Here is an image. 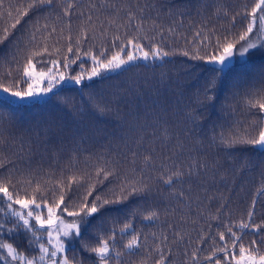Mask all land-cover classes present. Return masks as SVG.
Instances as JSON below:
<instances>
[{"label":"trees","instance_id":"16d2710c","mask_svg":"<svg viewBox=\"0 0 264 264\" xmlns=\"http://www.w3.org/2000/svg\"><path fill=\"white\" fill-rule=\"evenodd\" d=\"M30 2L0 0V35L9 30L8 40L0 45V81L5 86L22 75L32 52H43L45 47L48 52L34 57V63L58 59L62 64L64 57L75 59L79 52L81 58L67 70L72 76L91 70L85 52L106 49L110 56L121 41L132 37L140 38L145 50L156 44L172 54L162 60L136 61L92 81L85 78L81 85L63 84L53 90L58 95L44 98L47 103L5 109L12 121L0 123V182L10 177L22 197L23 190L31 192L39 183L51 203L58 199L62 181L70 209L83 200L90 184L95 189L89 202L97 195L119 196L122 187L141 189L123 202L106 205L81 227L82 238L72 241L66 253L76 264H98L87 248L112 234L115 241L109 242L125 253L119 257L122 264H156L161 254L165 264H214L215 259L225 264L219 251L213 260L205 259L222 243L218 233L225 232L231 252L227 226L239 234L238 224L247 221L253 201L252 222L264 225V154L251 145L229 147L221 140V134L243 136L245 130L256 135L254 122L264 114L249 109L247 101L264 89V56L252 57L243 67L237 64L242 75L223 79L210 72L205 61L181 53L191 52L205 35L210 38L205 43L214 44L217 36L231 38L238 33L245 24L243 9L252 0H53L51 5L28 9ZM68 4L72 7L65 15ZM18 15L20 23L13 29ZM115 36L121 40L114 48ZM69 45L72 53L67 52ZM214 75L215 88L210 85ZM92 102L109 110L101 115ZM98 168L112 175L98 177ZM177 171L182 176L174 177L171 185L161 179ZM152 213H156L153 219H145ZM64 219L74 218L64 214ZM125 224L131 227L121 233ZM133 234L141 246L129 252L123 246ZM253 239L264 252V227L258 233L246 230L242 242L249 245ZM0 241H14L26 254L35 249V245L28 248L23 236L4 231Z\"/></svg>","mask_w":264,"mask_h":264},{"label":"snow or ice","instance_id":"6c2138e0","mask_svg":"<svg viewBox=\"0 0 264 264\" xmlns=\"http://www.w3.org/2000/svg\"><path fill=\"white\" fill-rule=\"evenodd\" d=\"M52 3L53 0H31L27 8L31 9L36 6L51 5ZM71 7L72 4H68L65 7V15L69 14ZM243 14L245 18L244 27L235 35H231V38L229 34H225L223 37L217 36L215 43L212 44L210 42L205 43V41H210V38L205 35L193 47L191 52L184 50L181 54L193 60H202L213 65L214 67L209 69V71L214 74H220L223 79H228L229 77L235 79L241 76L242 73L236 71L237 64L243 67L249 64L252 57L257 55L264 56V0H252L251 5H245ZM23 15H27V10L23 12ZM224 15L227 16L228 12L224 11ZM236 15H240V13ZM236 15L231 18L232 28L236 26ZM19 23L20 16L18 15L11 28L15 29ZM54 31L55 29H53ZM169 31L172 32L173 30L170 29ZM8 36L9 30L4 29L3 34L0 35V45L8 40ZM196 36L201 37V33L197 32ZM83 38L87 39V36ZM68 39L71 40V36ZM161 39L163 40L162 34ZM118 40H121V38L115 36L112 42L114 48ZM79 43L80 41L77 40V44ZM201 46L203 51H201ZM56 51L59 52V49H56ZM47 52V47L43 49V52H32L24 63L22 75L7 86H5L3 81H0V123H4L6 120L9 123L12 121L10 115H5V109H11L13 105L24 108L29 105L36 106L41 102L47 103L48 100L44 98L48 97L49 93H53V89L58 85L64 82L81 85L84 81L86 75L84 72H80L75 76L67 74L70 65L75 64L76 60L81 58L79 52H77L75 59L70 60L68 57H64L62 64L58 59L33 62L34 57L42 56L43 53ZM67 52H73L71 45L68 46ZM170 54L172 53L163 50L160 45L156 44H152L148 50H145L140 38L132 37L127 39L126 42L121 41L118 50L110 56L107 55L106 49L98 54H93L91 51L85 52V56L91 59L93 65L87 74V80L92 81L94 77L101 76L102 72L107 73L123 69L137 60L145 62L162 60ZM36 64H46L48 67L37 69ZM80 67L83 68V64ZM17 71H20L19 67ZM244 71L246 72L247 69L245 68ZM7 75L11 77L13 72L9 71ZM223 79L221 83H223ZM21 83L25 84L26 87H19L18 85ZM216 83L217 76L214 75L210 82L211 87L215 88ZM84 86L90 87L91 85ZM53 94L58 95V93ZM207 99L212 100L213 97L208 96ZM247 105L249 109L255 108L261 114H264V89L261 90L258 98H249ZM92 108L101 115L109 110L107 105L99 102H92ZM254 127L258 128L256 135H249L247 130H245L243 136L234 133L232 137L225 138L221 134V140L229 147L236 144L251 145L259 153L264 154V115H261L259 122H254ZM0 167H3V164H0ZM101 173H103L104 179L112 175L111 172L98 168L96 175L99 177ZM181 176L182 173L177 171L172 176L168 178L161 177V179H163L165 184L171 185L174 177L180 178ZM69 179L72 180L74 178L70 177ZM76 182L79 183V180ZM26 183L32 187L31 180H27ZM59 186L60 194L58 199H53L49 203L44 197L45 190L39 183L32 187L31 192L23 190L24 195L22 197L20 191H17L15 185L11 183L10 177L0 182V213L4 215V221L0 222V231H4L7 235L14 237L23 236L25 244L30 249L35 245L34 251L31 254H26L14 241H0V253H3L0 255V264H76L75 261H69L66 253L72 241L82 238L81 227L88 224L89 218L105 209L106 205L123 202L130 195L141 191L134 185L128 188L122 187L119 196L108 198L97 195L89 202L88 197L92 196V192L95 189V185L90 184L83 200L70 209L65 204V189L62 181L59 182ZM254 205L255 201H253V209L247 214V221L241 220L239 222L238 228L241 230L239 234L233 230L232 225L227 226V233L231 237L232 251L229 252V240L225 232H219V240L222 243L213 251L212 256H207L205 259L213 260L216 251H219L224 253L223 261L225 264H264V252H261L257 240L253 239L249 245H245L242 242V237L246 234V230L258 233L264 227V225H257L252 222ZM43 209L47 211L46 216L43 215ZM64 214L74 219L66 221ZM154 216H156V213L145 216V219L151 220ZM9 218L11 219L9 220ZM6 224L10 226L6 227ZM130 227V224H125L121 229V233L127 232ZM139 240V236L133 234L123 247L131 252V250L141 246ZM109 241H115L114 234L107 239L100 240L97 246L89 247L87 250L95 254L98 264H111L113 259H115L116 264H122L119 257L125 255V253L117 250L115 244ZM157 250L159 249L157 248ZM61 254H64L62 259L60 258ZM165 259L164 255L161 254L156 264H165ZM195 259L196 254L193 253V260ZM214 264H221V259H215Z\"/></svg>","mask_w":264,"mask_h":264},{"label":"rangeland","instance_id":"374dc122","mask_svg":"<svg viewBox=\"0 0 264 264\" xmlns=\"http://www.w3.org/2000/svg\"><path fill=\"white\" fill-rule=\"evenodd\" d=\"M137 61H139V60H137ZM119 70V69H118ZM117 71V70H116ZM90 72V71H89ZM89 72H87L86 73V75H85V78H87V74L89 73ZM111 72H114V71H111ZM102 73H104V72H102ZM108 73V72H107ZM63 84H70V83H68V82H64V83H62V84H60V85H58L56 88H58V87H60L61 85H63ZM55 88V89H56ZM54 90V89H53ZM46 210V209H45ZM46 212V214H45V216L47 215V211H45ZM44 215V214H43ZM63 255L64 254H61V256H60V258L62 259L63 258Z\"/></svg>","mask_w":264,"mask_h":264},{"label":"water","instance_id":"95a60500","mask_svg":"<svg viewBox=\"0 0 264 264\" xmlns=\"http://www.w3.org/2000/svg\"><path fill=\"white\" fill-rule=\"evenodd\" d=\"M211 67H214L213 65L209 64Z\"/></svg>","mask_w":264,"mask_h":264}]
</instances>
